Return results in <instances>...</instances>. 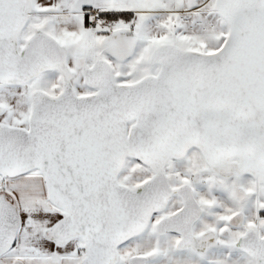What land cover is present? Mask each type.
<instances>
[{
    "label": "snow or ice",
    "instance_id": "1",
    "mask_svg": "<svg viewBox=\"0 0 264 264\" xmlns=\"http://www.w3.org/2000/svg\"><path fill=\"white\" fill-rule=\"evenodd\" d=\"M0 264H264V0H0Z\"/></svg>",
    "mask_w": 264,
    "mask_h": 264
}]
</instances>
